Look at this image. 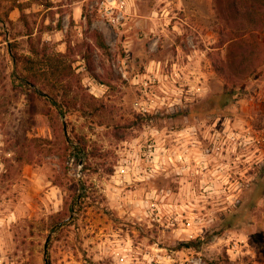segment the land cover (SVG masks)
I'll list each match as a JSON object with an SVG mask.
<instances>
[{
  "label": "rangeland",
  "instance_id": "obj_1",
  "mask_svg": "<svg viewBox=\"0 0 264 264\" xmlns=\"http://www.w3.org/2000/svg\"><path fill=\"white\" fill-rule=\"evenodd\" d=\"M260 20L0 0V264H264Z\"/></svg>",
  "mask_w": 264,
  "mask_h": 264
},
{
  "label": "trees",
  "instance_id": "obj_2",
  "mask_svg": "<svg viewBox=\"0 0 264 264\" xmlns=\"http://www.w3.org/2000/svg\"><path fill=\"white\" fill-rule=\"evenodd\" d=\"M214 2L216 13L226 22V28L231 27L237 35L245 34L243 32L249 28L251 29L247 32H255L261 28L260 15L264 11V0H214ZM98 38V44L104 48L102 37Z\"/></svg>",
  "mask_w": 264,
  "mask_h": 264
},
{
  "label": "built area",
  "instance_id": "obj_3",
  "mask_svg": "<svg viewBox=\"0 0 264 264\" xmlns=\"http://www.w3.org/2000/svg\"><path fill=\"white\" fill-rule=\"evenodd\" d=\"M81 166H78V172L80 171Z\"/></svg>",
  "mask_w": 264,
  "mask_h": 264
}]
</instances>
